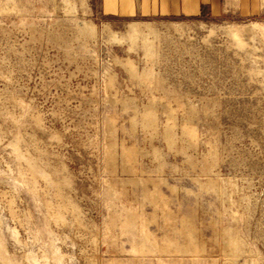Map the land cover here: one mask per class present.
<instances>
[{
  "label": "rangeland",
  "instance_id": "374dc122",
  "mask_svg": "<svg viewBox=\"0 0 264 264\" xmlns=\"http://www.w3.org/2000/svg\"><path fill=\"white\" fill-rule=\"evenodd\" d=\"M0 264H264V0H0Z\"/></svg>",
  "mask_w": 264,
  "mask_h": 264
},
{
  "label": "crops",
  "instance_id": "0c3cea01",
  "mask_svg": "<svg viewBox=\"0 0 264 264\" xmlns=\"http://www.w3.org/2000/svg\"><path fill=\"white\" fill-rule=\"evenodd\" d=\"M102 13L125 17L220 15L229 10L241 14L257 9V0H98Z\"/></svg>",
  "mask_w": 264,
  "mask_h": 264
}]
</instances>
